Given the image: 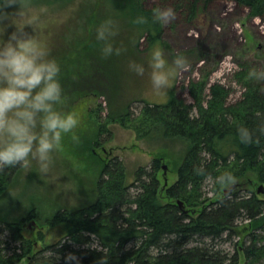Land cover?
<instances>
[{"label": "trees", "instance_id": "trees-1", "mask_svg": "<svg viewBox=\"0 0 264 264\" xmlns=\"http://www.w3.org/2000/svg\"><path fill=\"white\" fill-rule=\"evenodd\" d=\"M141 1L145 0L116 2L122 10H132L136 17L141 14L149 17L144 25L147 39L153 44L160 34L156 33L157 25L151 19L152 11L143 8ZM216 1L175 0L172 6L191 20L200 9ZM227 1L247 7L252 17L264 18V0ZM94 12L92 39L87 47L77 52L76 59L69 57L66 62H60L61 69L66 68L68 73L61 76L63 88L70 84L71 68L82 74L90 62L110 67L118 64L121 55L132 54V42L123 36L118 39L119 34L114 40L116 47L123 48L122 53L110 57L101 54L102 42L96 40L95 29L103 21L98 16L106 15L102 16L97 8ZM235 77L245 88L236 104H227L229 90L220 84L210 85L207 96L204 90L208 83L204 79L190 82L188 91L194 101L191 105L177 96L175 88L164 104L143 100L140 115L145 122L135 119L138 122L135 129H141L145 123L150 128L159 125L166 137L188 142L184 156L175 165L177 181L172 186L161 188L157 178L160 158L154 159L151 171L139 169L136 184H128L126 168L119 158L100 160L93 155L100 164L94 201L72 210L60 209L47 220L34 209L21 219L0 218V264H19L22 259L30 258L34 245L22 232L23 222L28 219H43L49 226L64 224L66 242L59 253L68 252L81 264H239L240 250L244 264L262 263L264 195L257 190H232L225 195L221 190L227 184L215 180L225 172H230L234 180L252 172L259 184L264 185V84L254 81L246 65H241ZM129 108L127 105L111 110L104 124H100V133L107 124L119 121L127 126L132 122ZM242 127L249 132L247 142L240 139L238 129ZM97 145H100L98 138L93 142L94 148ZM18 169L17 166L0 172V196ZM207 180L215 182L213 192L218 193L215 200L203 192ZM131 188L135 191L131 192ZM4 235L17 246L5 247L8 243L2 240ZM233 242L232 253L221 247ZM102 257L106 260L102 261ZM29 264L56 262L35 255Z\"/></svg>", "mask_w": 264, "mask_h": 264}, {"label": "rangeland", "instance_id": "rangeland-1", "mask_svg": "<svg viewBox=\"0 0 264 264\" xmlns=\"http://www.w3.org/2000/svg\"><path fill=\"white\" fill-rule=\"evenodd\" d=\"M116 1L19 0V5L5 9L10 19L16 22L17 18L11 13L22 7L26 13L24 20L47 42L51 54L59 63L66 62L69 57L76 59L77 52L87 47L92 39L91 20L96 16V8L102 16L106 15L103 18L98 16L100 20L111 18L116 23L120 35L117 34L118 39L121 36L130 39L132 54L126 57L121 55L118 64L110 67L90 62L83 68L82 74L71 68L70 84L64 87L65 100L59 107L65 111L74 106L81 107V123L75 129L79 142L74 143L70 134L65 135L63 147L56 154L49 174H40L35 162L30 168L18 166L6 191L0 196V218L11 221L21 219L34 209L37 215L47 220L60 209L72 210L91 204L95 199L94 190L100 170L97 156L100 160L119 158L126 168L128 184H136L139 169L151 171L154 159L160 158L161 169L157 178L162 190H165L177 181L175 165L184 156L188 142L166 137L159 125L150 128L149 123H142L141 129H135L138 123L135 119L139 118V122L143 120L140 115L143 100L164 104L175 88L177 96L191 105L194 101L188 86L192 81L204 79L208 83L204 90L207 96L210 85L220 84L229 90L227 104H236L245 92L244 86L235 77L241 65H246L250 73L255 71L258 75H252L254 81L264 84V75H259L264 73V18L250 16L247 7L217 0L188 20L184 12L172 6L175 0L141 1L148 11L156 7H171L175 11L174 18L167 23L155 22L160 39L151 44L147 39L146 26L134 23L136 16L133 11L122 10ZM31 26H26L30 33L33 31ZM13 28L9 26L5 38ZM119 42L122 43V40ZM153 46L162 47L169 61L177 53H183L188 60V67L171 79L165 94L152 90L147 70L141 76L128 68L129 61L136 60L144 63L147 69L148 53ZM64 73L68 74L66 68L62 69V77ZM127 105L130 106V119L133 121L127 126L119 121L107 124L105 131L100 133V124H104L108 113ZM97 138L100 145L94 148L93 142ZM93 155H97L96 158ZM258 185L256 175L248 172L221 191H256ZM214 187L215 182L207 180L203 192L215 200L218 193L214 194ZM134 191L131 188V192ZM22 232L32 241L34 251L28 256L30 258L22 259L19 264H29L35 255L44 260L53 259L56 264H81L78 258L64 261L63 257H68V252L59 253L66 242L64 224L49 226L43 219H28L23 222ZM2 240L8 243L5 247L17 246L10 242L8 235L2 236ZM235 242L224 243L221 247L232 253ZM239 256V264H244L241 250ZM260 264H264V261Z\"/></svg>", "mask_w": 264, "mask_h": 264}, {"label": "clouds", "instance_id": "clouds-1", "mask_svg": "<svg viewBox=\"0 0 264 264\" xmlns=\"http://www.w3.org/2000/svg\"><path fill=\"white\" fill-rule=\"evenodd\" d=\"M16 4L19 5V0H0V172L17 166L30 168L35 162L40 174L46 175L63 147L65 135L70 134L74 143L79 142L75 129L81 123L82 109L74 106L65 111L59 107L65 100L61 64L51 54L47 42L24 20L26 13L22 7L11 13L17 18L16 22L10 19L5 9ZM174 16L171 7H156L152 9L151 19L167 23ZM148 21L149 17L141 14L133 22L145 24ZM9 26L14 28L5 38ZM26 26H31L33 31L28 32ZM118 31L111 18L96 27V40L102 42L104 57L123 51L122 47L115 46ZM187 67L188 60L183 53L173 55L169 61L160 46L149 50L147 69L136 60L128 63L129 70L137 75L143 76L147 70L151 88L159 94H165L171 79ZM251 75L258 74L253 71ZM238 133L242 142L250 139L247 128L238 129ZM234 179L230 172L215 178L222 184H230ZM66 259L75 257L69 254Z\"/></svg>", "mask_w": 264, "mask_h": 264}, {"label": "water", "instance_id": "water-1", "mask_svg": "<svg viewBox=\"0 0 264 264\" xmlns=\"http://www.w3.org/2000/svg\"><path fill=\"white\" fill-rule=\"evenodd\" d=\"M231 191H232V190H231ZM228 192H229V191L225 190V191H224V194L226 195V194H228ZM257 193H258V194H262V195H264V185H260V186L258 187V189H257ZM178 205L182 207V202H181V201H178Z\"/></svg>", "mask_w": 264, "mask_h": 264}]
</instances>
